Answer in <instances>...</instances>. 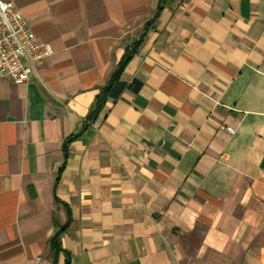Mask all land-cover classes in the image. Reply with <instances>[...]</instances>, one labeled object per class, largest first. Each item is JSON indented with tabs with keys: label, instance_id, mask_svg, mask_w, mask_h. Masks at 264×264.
Returning <instances> with one entry per match:
<instances>
[{
	"label": "crops",
	"instance_id": "0c3cea01",
	"mask_svg": "<svg viewBox=\"0 0 264 264\" xmlns=\"http://www.w3.org/2000/svg\"><path fill=\"white\" fill-rule=\"evenodd\" d=\"M7 1L52 53L0 78V264H264V0Z\"/></svg>",
	"mask_w": 264,
	"mask_h": 264
},
{
	"label": "built area",
	"instance_id": "2783aa9c",
	"mask_svg": "<svg viewBox=\"0 0 264 264\" xmlns=\"http://www.w3.org/2000/svg\"><path fill=\"white\" fill-rule=\"evenodd\" d=\"M51 53L13 2L0 0V78L27 83ZM226 130L235 132L232 126Z\"/></svg>",
	"mask_w": 264,
	"mask_h": 264
},
{
	"label": "trees",
	"instance_id": "16d2710c",
	"mask_svg": "<svg viewBox=\"0 0 264 264\" xmlns=\"http://www.w3.org/2000/svg\"><path fill=\"white\" fill-rule=\"evenodd\" d=\"M171 0H158V4H157V9H156V13L154 15V17L148 21L145 26H144V30H146L150 24H152L159 12L166 6L170 3ZM137 44V42H136ZM135 44V45H136ZM129 58V56H127L126 59H124L123 61H121L117 67V69L115 70V72L113 73L112 77H111V80L109 82V84L105 87L104 91H102V93L99 95L98 99H97V102H96V106L93 108V110L91 111L90 113V117H94L98 111V109L101 107V103L102 101L104 100V97H105V90L109 88V86L118 78L120 72L122 71V69L124 68L126 62H127V59ZM58 233L56 232V234L51 238L50 240V244H51V247L55 250H57L59 248V245H58Z\"/></svg>",
	"mask_w": 264,
	"mask_h": 264
}]
</instances>
